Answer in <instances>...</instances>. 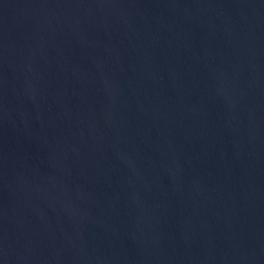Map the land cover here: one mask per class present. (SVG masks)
<instances>
[{"label":"water","instance_id":"obj_1","mask_svg":"<svg viewBox=\"0 0 264 264\" xmlns=\"http://www.w3.org/2000/svg\"><path fill=\"white\" fill-rule=\"evenodd\" d=\"M0 264H264V0H0Z\"/></svg>","mask_w":264,"mask_h":264}]
</instances>
